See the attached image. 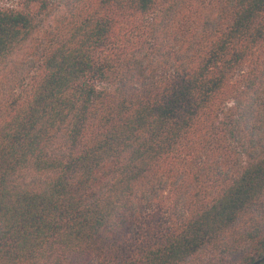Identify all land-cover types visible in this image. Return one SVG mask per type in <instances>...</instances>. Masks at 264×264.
Returning <instances> with one entry per match:
<instances>
[{
    "label": "trees",
    "instance_id": "trees-1",
    "mask_svg": "<svg viewBox=\"0 0 264 264\" xmlns=\"http://www.w3.org/2000/svg\"><path fill=\"white\" fill-rule=\"evenodd\" d=\"M26 2L0 9V264H264V0H60L44 49Z\"/></svg>",
    "mask_w": 264,
    "mask_h": 264
},
{
    "label": "rangeland",
    "instance_id": "rangeland-1",
    "mask_svg": "<svg viewBox=\"0 0 264 264\" xmlns=\"http://www.w3.org/2000/svg\"><path fill=\"white\" fill-rule=\"evenodd\" d=\"M45 1L47 5L46 12L39 15L40 26L38 32L35 34L31 48L44 49L46 48L51 39L55 30L60 25L59 16L61 14L62 7L60 0H42ZM74 1V2H73ZM87 0H71L74 5L84 6V3ZM26 0H0V9L5 10H23V6L26 4ZM129 30V29H126ZM134 34V33H133ZM32 51V50H30Z\"/></svg>",
    "mask_w": 264,
    "mask_h": 264
}]
</instances>
